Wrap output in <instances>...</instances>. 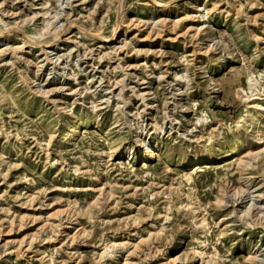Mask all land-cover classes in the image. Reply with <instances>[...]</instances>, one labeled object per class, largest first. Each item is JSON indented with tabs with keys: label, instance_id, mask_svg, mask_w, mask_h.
<instances>
[{
	"label": "rangeland",
	"instance_id": "374dc122",
	"mask_svg": "<svg viewBox=\"0 0 264 264\" xmlns=\"http://www.w3.org/2000/svg\"><path fill=\"white\" fill-rule=\"evenodd\" d=\"M0 38V264H264V0H0Z\"/></svg>",
	"mask_w": 264,
	"mask_h": 264
},
{
	"label": "bare ground",
	"instance_id": "6f19581e",
	"mask_svg": "<svg viewBox=\"0 0 264 264\" xmlns=\"http://www.w3.org/2000/svg\"><path fill=\"white\" fill-rule=\"evenodd\" d=\"M195 1H199V0H195ZM157 9L163 12V10H161V9H164V11H165L167 8L165 6H158ZM115 35H116V32L113 34L112 40H114ZM1 42H2V39L0 38V43ZM258 111L264 112V108L262 106H260V107H258ZM142 145H143V142L140 141L139 148H142ZM156 151H157V149L155 147H148L145 155L142 157V159H145L144 162L149 161L151 158L155 157ZM132 154H133V152L126 155L128 160L133 158ZM194 161L195 160H190L189 162L192 164Z\"/></svg>",
	"mask_w": 264,
	"mask_h": 264
}]
</instances>
